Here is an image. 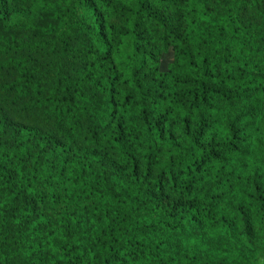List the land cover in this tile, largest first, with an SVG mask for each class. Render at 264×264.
Wrapping results in <instances>:
<instances>
[{
  "label": "trees",
  "instance_id": "16d2710c",
  "mask_svg": "<svg viewBox=\"0 0 264 264\" xmlns=\"http://www.w3.org/2000/svg\"><path fill=\"white\" fill-rule=\"evenodd\" d=\"M49 2L57 42L80 31L94 44L78 81L37 102L54 129L5 108L35 82L44 95L33 60H11L22 72L0 91V264H233L191 237L201 210L218 238L264 258V51L251 38L264 6L253 20L221 0ZM34 3L0 0V14L37 21ZM99 86L104 117L87 124L76 93Z\"/></svg>",
  "mask_w": 264,
  "mask_h": 264
},
{
  "label": "rangeland",
  "instance_id": "374dc122",
  "mask_svg": "<svg viewBox=\"0 0 264 264\" xmlns=\"http://www.w3.org/2000/svg\"><path fill=\"white\" fill-rule=\"evenodd\" d=\"M19 1L22 5L21 8L32 6L34 3ZM224 1H227L228 7L223 14L231 11L233 9L231 4L236 2L237 8L244 7L246 18L253 20L254 13L260 11L259 4L264 6V0H221V3ZM35 3H37L36 7H40L39 12L35 14L38 15L37 21H34L36 18L32 17L31 20L26 18L25 21L12 22L10 21L11 17L6 19L0 14V91L6 83L15 80L22 72V68L11 63V60L26 59L29 62L32 59V63H34L32 70H37L36 76L44 74L40 76L41 78L45 77L41 81L44 95L39 94L38 88L41 87L35 82L22 100L9 101L4 103V106L18 120L20 119L18 117H21L28 124L40 125L44 129H54L57 121L54 120L52 112L37 102L49 98L53 89L64 84L66 77L78 79L79 70H83L89 60L88 48L94 42L80 31L70 34L69 38H61L59 39L60 42H57L58 33L47 21L51 24L59 22L60 7L53 6L49 0L36 1ZM257 23L259 27L254 28L251 38L257 47L259 46L260 50L264 51V9L260 13ZM23 24H25L27 31L21 29ZM11 42L13 45L9 46ZM61 49L68 50L69 59H65L66 56L61 54ZM174 61L175 51L173 49L164 51L160 62L161 71L168 72ZM131 62H133L132 54L125 53L121 61V71L126 72L125 68ZM104 74H107L105 67ZM103 90L102 86L90 90L91 94L84 102L81 98L82 95L76 93L77 100L84 108L87 124H95L99 122L101 117H104V113L101 114V112H103L107 102H105ZM214 224V220L206 215L203 210L198 211L196 220L189 226L191 237H201L206 250L209 248L217 249L218 253L222 255V260L227 262L264 264V258L254 257V252H250L248 247H244L243 250L241 245L229 244L227 237L218 238L215 229H211ZM255 238L256 242L264 243V238L260 235H255ZM257 245L259 246V244Z\"/></svg>",
  "mask_w": 264,
  "mask_h": 264
}]
</instances>
